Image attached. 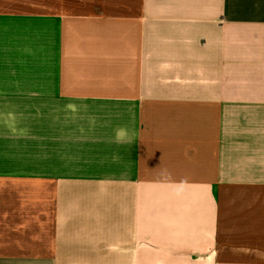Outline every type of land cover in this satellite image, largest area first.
<instances>
[{
	"label": "crops",
	"instance_id": "0c3cea01",
	"mask_svg": "<svg viewBox=\"0 0 264 264\" xmlns=\"http://www.w3.org/2000/svg\"><path fill=\"white\" fill-rule=\"evenodd\" d=\"M0 264H264V0H0Z\"/></svg>",
	"mask_w": 264,
	"mask_h": 264
},
{
	"label": "clouds",
	"instance_id": "9594fccd",
	"mask_svg": "<svg viewBox=\"0 0 264 264\" xmlns=\"http://www.w3.org/2000/svg\"><path fill=\"white\" fill-rule=\"evenodd\" d=\"M132 141V136L129 134V132L124 129L120 128L116 130L115 133V142L118 144H126V143H131Z\"/></svg>",
	"mask_w": 264,
	"mask_h": 264
}]
</instances>
